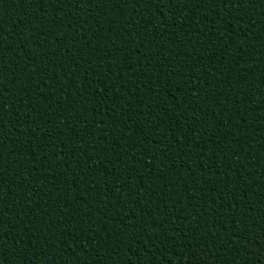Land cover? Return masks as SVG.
<instances>
[{
  "label": "trees",
  "instance_id": "1",
  "mask_svg": "<svg viewBox=\"0 0 264 264\" xmlns=\"http://www.w3.org/2000/svg\"><path fill=\"white\" fill-rule=\"evenodd\" d=\"M196 4L0 0L4 264H264V0Z\"/></svg>",
  "mask_w": 264,
  "mask_h": 264
},
{
  "label": "snow or ice",
  "instance_id": "2",
  "mask_svg": "<svg viewBox=\"0 0 264 264\" xmlns=\"http://www.w3.org/2000/svg\"><path fill=\"white\" fill-rule=\"evenodd\" d=\"M74 2L78 3L79 0H74ZM129 2L133 4V7L135 9H139V6L141 4H149L152 6H157V5L162 4L163 0H129ZM169 2H171V0H169ZM245 2L246 0H228L229 5L233 8H236L237 5L243 6ZM193 6H197L196 0H193ZM261 6L264 7V4H262ZM242 10L243 9L241 8V11ZM237 14H239V12ZM244 14L249 15L250 17V14L248 12H245ZM0 223H2V221H0ZM0 239H2V237H0ZM0 255H2V252H0ZM0 264H4V261L2 259H0Z\"/></svg>",
  "mask_w": 264,
  "mask_h": 264
}]
</instances>
